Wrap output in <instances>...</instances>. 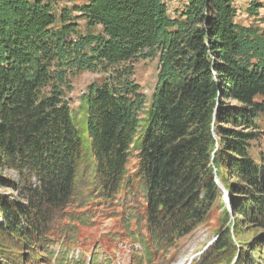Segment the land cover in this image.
I'll return each instance as SVG.
<instances>
[{
	"label": "trees",
	"instance_id": "obj_1",
	"mask_svg": "<svg viewBox=\"0 0 264 264\" xmlns=\"http://www.w3.org/2000/svg\"><path fill=\"white\" fill-rule=\"evenodd\" d=\"M153 59L147 100L134 65ZM86 71L101 78L79 98L84 139L67 93ZM263 122L264 23L239 24L232 0H186L173 17L164 0H0V264H51L66 207L121 194L140 200L127 211L131 238L144 224L140 263L162 264L217 205L193 264H264Z\"/></svg>",
	"mask_w": 264,
	"mask_h": 264
},
{
	"label": "rangeland",
	"instance_id": "obj_2",
	"mask_svg": "<svg viewBox=\"0 0 264 264\" xmlns=\"http://www.w3.org/2000/svg\"><path fill=\"white\" fill-rule=\"evenodd\" d=\"M54 3L55 8H60L63 6L71 7L74 4H81L87 0H51ZM233 6L236 10V21L242 25H260L264 23V0H232ZM251 5H259L257 16H250L248 14V9ZM157 74V61L153 60H143L138 61L134 65V79L140 85L142 92L145 94L147 100L150 98L156 83ZM101 75L92 72H81L71 78L72 90L67 93V99L69 101L70 109L75 119V123L80 129L81 135L84 139H87V133L84 130V120L82 112L79 109L80 95L85 91L87 85L93 81L100 80ZM261 99V98H258ZM262 130H264V122L260 124ZM261 148L264 147V136L260 138L258 144ZM135 166V159L132 157L129 159L127 165L128 169L131 170ZM14 176V175H13ZM90 188L82 186L81 193L83 195L88 193V197L93 193ZM1 191H5L0 188ZM93 195V194H92ZM133 198V197H132ZM134 198H138L134 197ZM223 198V195H222ZM101 197L90 196L87 201L81 204V200L74 201L72 204L66 207L63 211V217L59 222V227L55 238L59 242H65L68 244L70 249H81L80 257L84 258V252H93L94 248L96 251H109L113 257L114 249H120L121 260L124 264H154L153 260L147 262V260H138L141 254L132 251L130 246L132 242H137L135 239L137 233L142 237L146 238L144 224L140 225L141 229L135 231L134 236H129L130 231H134L135 225L133 221H127V211L134 207L136 210H141L139 208L140 200L135 201V199L128 200V202L121 201L122 194L116 196L113 200L104 201ZM224 200V199H223ZM225 204V203H224ZM230 209L229 204L226 205ZM221 210L217 205L213 206L207 215V219L199 226L192 234L179 240L176 244V248L170 250V255H165L162 258V264L171 263L167 262L170 256H173L176 261L183 258L189 250L200 251L204 247L207 241L213 239L216 235L217 230L220 228L218 225L219 215ZM72 219V220H71ZM127 227V228H126ZM62 230V232H61ZM248 233H242L240 235L241 239L247 240L249 237ZM146 243V240L142 244ZM118 247V248H117ZM16 257L17 254L15 253ZM196 255V254H195ZM194 255V256H195ZM168 257V258H167ZM59 258V257H58ZM105 254H98L97 263L102 262V264L108 263L109 260L104 262ZM17 264H28L21 263V259L15 261ZM52 262V261H51ZM58 259L56 260V263ZM96 261H93L95 264ZM174 264H186L184 260L180 259Z\"/></svg>",
	"mask_w": 264,
	"mask_h": 264
},
{
	"label": "crops",
	"instance_id": "obj_3",
	"mask_svg": "<svg viewBox=\"0 0 264 264\" xmlns=\"http://www.w3.org/2000/svg\"><path fill=\"white\" fill-rule=\"evenodd\" d=\"M166 2L168 14H170L172 17L177 15L183 5L186 3V0H164Z\"/></svg>",
	"mask_w": 264,
	"mask_h": 264
},
{
	"label": "water",
	"instance_id": "obj_4",
	"mask_svg": "<svg viewBox=\"0 0 264 264\" xmlns=\"http://www.w3.org/2000/svg\"><path fill=\"white\" fill-rule=\"evenodd\" d=\"M219 187L222 189V187L219 185ZM225 195V199H226V201H227V198H226V194H224Z\"/></svg>",
	"mask_w": 264,
	"mask_h": 264
}]
</instances>
